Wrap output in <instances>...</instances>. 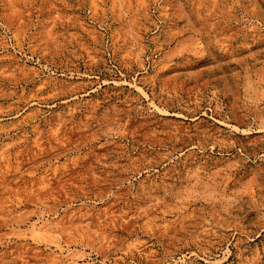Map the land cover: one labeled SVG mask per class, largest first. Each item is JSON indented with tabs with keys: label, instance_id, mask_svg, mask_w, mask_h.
<instances>
[{
	"label": "rangeland",
	"instance_id": "rangeland-1",
	"mask_svg": "<svg viewBox=\"0 0 264 264\" xmlns=\"http://www.w3.org/2000/svg\"><path fill=\"white\" fill-rule=\"evenodd\" d=\"M0 264H264V0H0Z\"/></svg>",
	"mask_w": 264,
	"mask_h": 264
}]
</instances>
